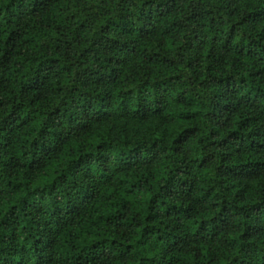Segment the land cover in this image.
I'll return each instance as SVG.
<instances>
[{"label": "trees", "instance_id": "trees-1", "mask_svg": "<svg viewBox=\"0 0 264 264\" xmlns=\"http://www.w3.org/2000/svg\"><path fill=\"white\" fill-rule=\"evenodd\" d=\"M0 264H264V0H0Z\"/></svg>", "mask_w": 264, "mask_h": 264}]
</instances>
